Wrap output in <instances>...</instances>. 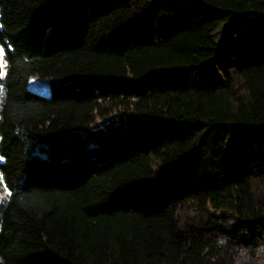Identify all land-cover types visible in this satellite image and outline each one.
Wrapping results in <instances>:
<instances>
[{"label": "trees", "instance_id": "1", "mask_svg": "<svg viewBox=\"0 0 264 264\" xmlns=\"http://www.w3.org/2000/svg\"><path fill=\"white\" fill-rule=\"evenodd\" d=\"M0 264H264V0H0Z\"/></svg>", "mask_w": 264, "mask_h": 264}, {"label": "rangeland", "instance_id": "2", "mask_svg": "<svg viewBox=\"0 0 264 264\" xmlns=\"http://www.w3.org/2000/svg\"><path fill=\"white\" fill-rule=\"evenodd\" d=\"M0 67L2 69V76L5 74V63H4V50L0 48ZM2 97V87L0 86V103ZM7 198L6 190L0 185V206L4 203L5 199Z\"/></svg>", "mask_w": 264, "mask_h": 264}]
</instances>
